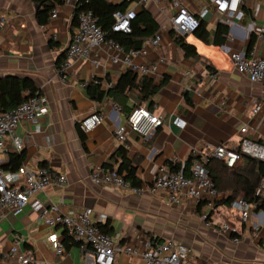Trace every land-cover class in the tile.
<instances>
[{
	"label": "crops",
	"instance_id": "obj_1",
	"mask_svg": "<svg viewBox=\"0 0 264 264\" xmlns=\"http://www.w3.org/2000/svg\"><path fill=\"white\" fill-rule=\"evenodd\" d=\"M138 2L130 0L127 7H134L137 12L144 5L159 23L160 45L150 47L146 56L136 57L134 62L163 60L151 78L156 83L164 78L165 82L153 97L150 109L161 116L162 124L144 138L127 129L122 144L115 140L114 128L126 123V114L117 110L107 97L100 101L91 99L87 85L94 76L102 81L106 76L115 80L126 67L111 64L106 50L93 49L100 61L97 68L88 60L75 59L62 79L56 61L70 38L72 6L63 3L55 7L56 17L50 16L46 25H40L32 1L0 0V14L8 18L6 26L0 29V78L7 75L32 78L48 103V111L37 126L22 122L17 129L24 153L22 165L28 169L43 165L66 177L64 184L49 185L34 197L43 205L57 204L62 212L91 208L94 220L103 224L118 244L144 249L147 241L172 238L192 250L195 264H264L261 246L264 209L252 210L247 221L241 223L235 218L234 210L208 202L201 208V212L210 214L208 226L191 199L183 198L178 204L170 205L164 192L151 194L147 189L160 166L168 167L170 162L183 164L193 150H202L208 143L236 147L243 136L264 143V84L252 82L238 72L229 57L232 51H246L251 38L254 40L251 50L261 52L262 42L251 24L264 27V0L241 1V16L234 17L232 23H224L228 32L220 45L205 43L193 33L184 36L196 47L201 55L199 59L185 57L171 36H165L166 31L169 33L167 17L158 12L152 0L145 4ZM204 3V0H188V8L196 13ZM164 7L167 10L168 4ZM219 17L210 9L203 19L209 33L214 32L218 23H223ZM49 37L57 43L53 47L49 45ZM139 102L130 91L127 104L131 107ZM256 104L260 108L253 112ZM92 111L101 114L103 121L84 132L80 128L81 119ZM242 126H246L244 133L239 132ZM120 145L126 147L127 157L136 165L141 194L129 187L90 181L94 169L117 168L110 155ZM4 147L0 159L7 161L8 152L13 149L9 139ZM106 163L110 166H104ZM243 163L242 158L236 166ZM100 214L104 217L97 221ZM222 222L237 227V241L227 231L219 230ZM51 232L62 240L64 253L60 256L46 240ZM62 232L59 226L47 225L30 206L19 214L0 218V264H19L8 255L15 240L36 263L83 264L79 246L69 238L63 241ZM142 263L140 256L123 252L115 255L114 264Z\"/></svg>",
	"mask_w": 264,
	"mask_h": 264
},
{
	"label": "built area",
	"instance_id": "obj_2",
	"mask_svg": "<svg viewBox=\"0 0 264 264\" xmlns=\"http://www.w3.org/2000/svg\"><path fill=\"white\" fill-rule=\"evenodd\" d=\"M149 1L151 0H139L143 4ZM204 1L205 3L200 5L197 12L194 13L188 8V0H152L158 12L167 17V28L181 35L192 33L198 27L200 20L205 19L210 9L220 16L219 21L223 23H232L234 17L239 18L241 16L240 4L242 0ZM63 3L72 6L73 10L77 6V0H64ZM165 4H168L167 10L164 7ZM135 15L134 7L113 12L114 22L111 30L128 33L130 22ZM51 17H56L55 8L51 12ZM7 23V16L1 13L0 29L4 28ZM251 29L262 42L261 52L256 53L251 50L247 53L244 50H237L230 52L229 57L233 67L238 72L245 74L252 82L264 84V27L251 24ZM160 42L161 35L158 29L153 36L146 38L139 48L125 50L118 42L106 36L90 10L82 11L77 17L76 30L70 34L58 73L62 79H65V72L70 68L71 61L75 59L88 60L97 68L100 61L93 53V49H104L111 64H121L140 75L151 77L157 73L159 62L161 63L163 60L159 59L155 63H135L134 58L146 56L148 49L159 46ZM91 81L99 83L103 87H109L112 84V82L102 81L96 76L92 77ZM115 107L120 110L118 106L115 105ZM259 108L260 105L256 104L253 112ZM47 111L48 103L46 97L41 93L31 95L10 110H0V150H5V140L9 139L12 150L21 151L22 141L17 135L18 127L22 122L37 126L38 121ZM102 121L103 116L92 111L81 119L80 128L87 132ZM161 124L160 115L151 112L145 105H135L127 114L126 123L114 128V138L123 144L127 129L144 138L152 134ZM245 131L246 126L239 129L240 133ZM192 156L188 175L183 170L174 172L169 167L160 166L147 188L148 191L151 194L164 192L170 205L178 204L183 198H189L197 204L202 200L217 197L219 194L208 174L206 163L214 158L226 166L234 167L243 157L264 162V143L243 136L237 149L230 148L224 143H208L202 150H193ZM5 163V160L0 159V218L8 214H19L30 206L44 218L47 225L53 228L61 227L68 236L77 242L83 264H114L115 255L118 252L140 256L142 264H195L192 250L172 238L159 242L147 241L144 249L128 243L118 244L108 233L100 230L96 220L92 217L91 208L62 212L55 203L43 205L39 199L34 197L35 193L42 191L49 185L64 184L66 182L65 175L44 166L28 169L21 165L14 171L4 170L2 165ZM89 177L93 184L129 187L137 194L142 193L141 187L131 186L127 183L117 173L116 168L94 169ZM256 191L264 192V176L260 178ZM230 206L239 215L240 221L243 223L247 221L253 210V205L242 197L234 198ZM103 217L100 214L97 221H101ZM200 217L206 225H210L206 212L200 214ZM219 230L227 231L235 241L238 240L236 226L222 222ZM46 240L57 256L64 253L61 238L55 232H51ZM261 246L264 248V241ZM8 255L15 258L19 264H54L48 261L36 263L35 258L30 253L20 249L17 240L10 246Z\"/></svg>",
	"mask_w": 264,
	"mask_h": 264
},
{
	"label": "trees",
	"instance_id": "obj_3",
	"mask_svg": "<svg viewBox=\"0 0 264 264\" xmlns=\"http://www.w3.org/2000/svg\"><path fill=\"white\" fill-rule=\"evenodd\" d=\"M36 7L35 18L38 24L46 25L49 22L53 8L62 5L64 0H30ZM130 0H123L120 3H114L110 0H77V6L73 10L71 18L70 33H74L77 27V17L80 12L90 10L96 18L97 24L105 32L107 37L112 38L123 46L125 50L137 49L143 41L153 36L159 28L158 21L153 17L151 12L142 5L136 12V15L130 22V31L128 33L115 32L111 30L114 22L113 12L123 11L126 9ZM228 32V26L224 23H218L214 32L211 34L205 27L204 20H200L198 27L192 32L193 36L205 43L220 45ZM169 34L176 47H178L185 57L199 59L201 55L197 52L196 47L186 41L184 35L176 33L169 29ZM253 38L250 39L246 52L249 53L253 46ZM49 37V45H56ZM65 51L56 61V67L59 68L64 58ZM105 81L112 82L111 86L103 87L99 83L90 82L87 85V93L91 99L100 101L104 97L112 100V102L120 108L127 116L133 106L127 104L128 93L133 91L142 105L149 102L148 109L153 105V97L164 84L165 79L161 78L157 83L153 78L140 75L128 68L122 71L120 75L111 80L106 76ZM41 93L35 81L28 76L7 75L0 78V110H10L17 104L26 100L33 94ZM134 105V106H135ZM228 146V145H227ZM230 147V146H228ZM237 149L236 147H230ZM192 155L183 163L170 162L168 167L171 171L183 170L188 175ZM24 158L23 151H9L7 161L2 165L4 170L14 171L22 165ZM110 159L117 163V173L129 183L131 186H139V180L135 175L136 165L127 157V150L124 145H120L111 155ZM244 163L242 166L229 167L217 159H210L206 163L208 174L210 175L214 187L220 198L214 197L202 200L196 204L197 212L202 214L201 208L204 204L210 202L216 205H223L227 210H233L230 206L231 201L236 197H242L247 202L253 205V210L264 209V192H257V186L261 177L264 176V162L258 161L250 157H243ZM43 166V165H41ZM110 166V163L104 164ZM228 187V188H227ZM228 189L230 190L228 192ZM212 209L211 212L212 213ZM210 214H207L209 217ZM235 218L240 221L239 215L236 213ZM241 222V221H240ZM243 223V222H241ZM101 231H105V226L97 223ZM238 233V232H237ZM63 241L70 239L71 236L63 230ZM62 242V240H61ZM78 245V244H77Z\"/></svg>",
	"mask_w": 264,
	"mask_h": 264
},
{
	"label": "water",
	"instance_id": "obj_4",
	"mask_svg": "<svg viewBox=\"0 0 264 264\" xmlns=\"http://www.w3.org/2000/svg\"><path fill=\"white\" fill-rule=\"evenodd\" d=\"M36 7H37V5H35ZM184 36H186V34H184ZM148 106H149V102H147L146 104H145V107L146 108H148ZM258 161H261V160H258Z\"/></svg>",
	"mask_w": 264,
	"mask_h": 264
},
{
	"label": "rangeland",
	"instance_id": "obj_5",
	"mask_svg": "<svg viewBox=\"0 0 264 264\" xmlns=\"http://www.w3.org/2000/svg\"><path fill=\"white\" fill-rule=\"evenodd\" d=\"M165 36L167 37V38H170V35H169V33L166 31L165 32Z\"/></svg>",
	"mask_w": 264,
	"mask_h": 264
}]
</instances>
